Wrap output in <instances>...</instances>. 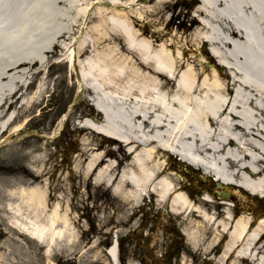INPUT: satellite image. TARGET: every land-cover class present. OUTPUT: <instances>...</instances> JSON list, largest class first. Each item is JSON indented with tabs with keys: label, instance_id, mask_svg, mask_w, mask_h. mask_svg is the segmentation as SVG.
Segmentation results:
<instances>
[{
	"label": "bare ground",
	"instance_id": "1",
	"mask_svg": "<svg viewBox=\"0 0 264 264\" xmlns=\"http://www.w3.org/2000/svg\"><path fill=\"white\" fill-rule=\"evenodd\" d=\"M37 1L49 4L52 14L53 24L46 29L44 43L31 46L26 54H12L5 66L1 65L0 49L4 168L18 174L15 181H26L19 174L22 165L10 167L7 158L22 161L28 157L26 163L34 167L30 169L37 173L35 178H41V184L22 196V205L28 209L29 234L48 247L64 242L72 248L79 243L77 228L67 212L70 203L65 208L48 200L49 175L45 172L53 165L49 142L42 149L25 136L4 147L16 117L30 113L48 89L45 79L33 90L30 86L33 75L49 67L47 54L58 49L103 114L96 122L97 117L81 113L85 115L81 127L116 138L121 157L109 159L102 152L83 150L66 175L54 181L69 183L77 175L79 183L91 185L93 199L109 192L132 206L152 205L161 214L167 208L176 219L182 217L181 230L192 251L211 264H264V217L246 212L243 192L230 188L236 185L249 194L264 196V0H197L192 12L183 14L188 25L185 20L174 22L181 0H146L147 5L132 0L138 6L130 10L125 9L128 4L118 5L120 0H110L108 6L94 0L97 22L81 28L74 46L64 40L74 37L82 14L86 23L90 6L81 8L77 0ZM0 13L7 14L8 9L4 7ZM147 15L159 26L154 34L145 36L137 21ZM2 23L0 19V27ZM207 56L216 58L228 71L222 72L216 64L200 70L195 61L199 58L204 64L200 59ZM192 61L194 66L184 63ZM5 85L10 86L7 93ZM27 123L24 120L15 126L16 137ZM81 155L85 157L81 159ZM175 155L190 170L197 167L204 172L203 178L192 175L199 182L208 183L207 174L219 180L223 190L239 197L245 211L238 213L228 200L215 201L212 188L203 196H194L190 191L193 182L173 167ZM106 253L111 264H118L115 246ZM184 262L190 264L186 258Z\"/></svg>",
	"mask_w": 264,
	"mask_h": 264
},
{
	"label": "rangeland",
	"instance_id": "2",
	"mask_svg": "<svg viewBox=\"0 0 264 264\" xmlns=\"http://www.w3.org/2000/svg\"><path fill=\"white\" fill-rule=\"evenodd\" d=\"M77 1L79 6H82L81 8L85 4L89 5L90 9L88 11H90V14L85 21L86 23L83 22L85 15L82 14V18L79 20L81 23L74 32V37L64 40L68 41L69 45L73 44V46L76 43H73V41L80 35L81 28L84 26L83 30L85 25L97 22L94 21L96 14L93 11L97 3L92 5L94 0ZM102 1L106 2V6L109 5L108 2L111 3L110 0ZM120 1L117 4H128L125 9L129 10L135 9L138 3L140 5L143 2L145 5L150 3L146 2V0H137L138 3L134 5L132 0ZM7 3L9 4L8 7L6 6ZM131 3H133V6H129ZM0 4V9L4 7L8 9L7 14L0 13V19L3 20V27H0V49L2 52L1 57L4 58L1 65L5 66V62L10 59L12 54H26L31 46L42 45L45 32H47L46 29L50 30L47 27L53 23L51 22L52 14H49V4L39 3L37 0H0ZM196 4L197 0L195 2L193 0H181L179 5L176 6L174 22L179 24V22L185 20L184 22L188 25V18L184 17L183 14L187 11L192 12V8ZM144 19L137 21V26L145 30V36L154 34V31L158 30L157 27L159 26H154L153 19L155 18L152 15H147ZM143 23L144 25L142 26ZM9 33H13L16 36L5 39L4 35ZM80 38H82V35L78 39ZM106 43H108L107 40L103 41L99 44V47H102L103 44L105 46ZM203 48H205V45ZM52 51L47 54L48 63H50L49 67L47 66L42 72L40 71L33 75L30 86L31 90H33L39 82L45 79L48 89H46L41 101L37 105H32L30 113L27 112L22 116L16 117L15 122L8 129L9 133H12H10L8 140L4 141L6 143L4 147L13 145L15 140L25 136L30 140L29 143L37 144L42 149L44 144L49 142L48 150L52 151L50 159L53 161V165L47 171L44 170L46 171L45 174L47 173L46 176L49 175L47 192L51 195L48 200L49 203L58 202L62 205L61 207L64 206L65 208L70 203V208H67V212L77 228L76 234L78 235L79 243H73L72 248L65 246L64 242H61L60 245L56 244L48 247L41 241L31 237L29 234L31 226L28 218V209L22 205V196L26 195L28 189H33L38 184H41V178H35L37 173L31 170L34 167L26 163L28 157L22 161H13L10 157L7 158L9 166L22 165L23 171L19 174L24 175L26 179V181H15L18 174L5 171L6 159L4 158L3 160L1 158L0 151V264H111L109 256L106 254V248L103 245L104 240L109 239L112 235L111 232L114 230L129 229L127 233H132V235L151 234L153 235L151 237L152 242L156 244L158 243V238L161 237L168 239V236H173L174 238L178 235L182 236L180 230L177 229L182 217L176 219L168 213L167 208H164L163 210L165 211L161 214L152 205L132 206L129 203L120 201L121 199L115 195H110L109 192L93 199L92 195H89L91 185L86 186V184L79 183L77 175L69 183L66 182L64 184L54 181L59 175L62 177L66 175L67 170L73 166L75 159L80 153H83V150L91 151L92 153L102 152L106 154L104 158L109 159L120 158L121 154L117 148L118 140L97 133L91 128L83 129L81 127L82 119L85 116L81 113H87L89 117L93 118L95 116L98 117V120H95L96 122L102 119L101 113L91 104L92 100L88 97L89 92L85 91L87 87L80 85L76 69L63 59V50L56 49V52L55 50ZM59 54L61 55L60 60H58ZM6 58L8 59L6 60ZM198 59L195 62L200 70L207 71L212 68L210 66L215 64L214 57L209 56L205 59H200L211 63L210 66L200 64ZM73 62L75 63L76 60ZM184 63L193 64L194 66L193 61ZM34 68L36 67H32L31 70L34 71ZM220 68L222 72H227L225 68ZM221 78L223 79V77ZM9 87L5 85L6 93L10 91ZM24 120H28L25 130L16 137V133L13 130L17 124ZM89 147L90 149L87 150ZM40 151L37 150L36 152ZM84 157V155L80 156L81 159ZM176 161L178 164L182 163L175 156ZM86 162L85 160L84 164ZM38 164L40 165V162ZM47 166H50L49 163H47ZM173 167L175 170H181V167H177L174 163ZM192 169L194 168L192 167ZM184 178H190L187 172ZM7 179L13 182L8 183ZM193 184L194 186L190 191L194 196L197 193L201 196L204 191L212 187L210 181L203 184L199 181H193ZM231 191L243 192L245 195L243 197L244 202L247 200L246 196L249 199H253V201L262 202L264 200V197L260 198L249 194L245 189L236 185L231 187ZM214 197L215 201L219 200L216 196ZM150 199L149 196L146 197L149 202ZM228 201L235 205L238 213L245 211L242 209L244 206L239 202L238 204L237 197L232 194H230ZM245 208H248L246 212L250 213L253 211V214L256 213L254 215L257 218L261 219L264 217V202L257 209L252 206H245ZM157 233L158 236L156 235ZM154 239H157V241ZM192 259L193 262L198 263V259L194 255Z\"/></svg>",
	"mask_w": 264,
	"mask_h": 264
},
{
	"label": "flooded vegetation",
	"instance_id": "3",
	"mask_svg": "<svg viewBox=\"0 0 264 264\" xmlns=\"http://www.w3.org/2000/svg\"><path fill=\"white\" fill-rule=\"evenodd\" d=\"M127 232L129 229L111 232L117 240L121 264H185L184 258L190 264H211L204 255L199 257L192 251L190 242L183 235L176 238L168 236V239L161 237L156 244L152 242L151 234L132 235ZM156 235L158 236V233ZM193 255L198 259V263L193 262Z\"/></svg>",
	"mask_w": 264,
	"mask_h": 264
},
{
	"label": "water",
	"instance_id": "4",
	"mask_svg": "<svg viewBox=\"0 0 264 264\" xmlns=\"http://www.w3.org/2000/svg\"><path fill=\"white\" fill-rule=\"evenodd\" d=\"M219 185H220L219 183H216V186H217V187H219ZM221 195L224 196L225 198L228 197L226 193H222Z\"/></svg>",
	"mask_w": 264,
	"mask_h": 264
}]
</instances>
